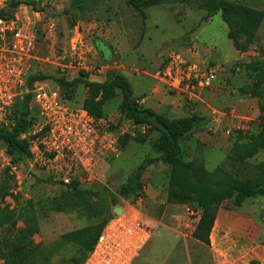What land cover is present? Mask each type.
<instances>
[{
    "label": "rangeland",
    "instance_id": "1",
    "mask_svg": "<svg viewBox=\"0 0 264 264\" xmlns=\"http://www.w3.org/2000/svg\"><path fill=\"white\" fill-rule=\"evenodd\" d=\"M70 1L30 0L38 17L31 16L29 20L36 38L29 74L47 77L42 84L58 90L53 79L69 82L84 72L89 81L103 82L109 71H116L130 82L133 99L142 107L154 108L170 118L192 114L202 118L198 129L183 143L186 161L198 163L210 174L217 170L232 176L245 172V167L234 168L228 155L236 144L257 134L264 123V112H260L264 100L240 96V90L252 83L245 65L253 59L264 60V20L257 43L248 52L238 53L227 39L220 14L208 17L198 7L201 0L148 8L144 20L126 5L127 0H93L90 10L80 15L75 27L69 30L64 12ZM226 1L264 12V0ZM97 42L106 47L105 53L98 50ZM173 53L202 74L212 72L215 81L211 87L196 92L182 87L177 93L168 92L160 76ZM156 94L160 100L149 103L148 99ZM85 95V88L79 85L74 100L68 103L81 107ZM120 102L121 95L117 93L104 107V115L116 121L115 129L119 127V132L124 128V135L119 136L123 137L122 152L118 159L99 166V180L87 182L81 166L69 157L56 163L46 157L40 166L28 160L20 164L17 172L5 173L9 159L0 143V180L6 178L10 182L15 197L0 202V216L5 215V208L15 209L18 214L26 203L34 204L39 215V234L32 239L35 244H51L63 234L92 225L79 213L56 211V203L66 192L61 180L68 178L69 183L78 181L81 190L106 189L114 198V206L109 207L111 216L127 205L137 209L151 237L132 264H264V198L249 199L240 208L222 204L210 244L205 246L191 238L200 210L164 205L167 166L149 165L141 174V200L134 202L132 198L123 200L118 196V190L136 176L138 168L158 156L153 148L158 134L142 135L134 130L119 112ZM138 136L143 143L133 141ZM259 163H264V152L249 162V172ZM67 165H73L71 172H65ZM20 227L19 222L16 228ZM75 255V248L60 247L50 264H70Z\"/></svg>",
    "mask_w": 264,
    "mask_h": 264
},
{
    "label": "trees",
    "instance_id": "2",
    "mask_svg": "<svg viewBox=\"0 0 264 264\" xmlns=\"http://www.w3.org/2000/svg\"><path fill=\"white\" fill-rule=\"evenodd\" d=\"M92 1H70L64 12L68 16L66 23L69 30L75 27L80 15L90 10L89 3ZM28 3L30 4V1ZM182 3L192 4V0H127L126 5L144 20V11L148 8ZM17 6L18 3L12 2L6 11L7 14L3 12L4 15L11 17V11H15ZM198 7L205 10L208 17L220 14L227 28V39L236 52H248L257 43V34L264 20V12L226 0H201ZM2 15L0 14V17ZM97 43L98 50L105 53L106 47L101 42ZM245 68L252 83L240 90V96L264 100V60L253 59L245 65ZM47 79L43 75L30 74L27 78V86L31 87L33 83ZM53 82L59 88L61 97L68 102L74 100L78 86L83 85L86 95L81 107L95 119L106 117L104 107L119 93L121 95L119 112L134 127L145 126L147 132L158 134L153 144L154 151L158 154L157 158L141 165L136 176L118 190V196L123 200L132 198L133 201L141 198L143 186L140 178L145 169L157 163L167 166L169 178L164 205H179L200 210L198 221L191 234V238L198 243L209 246V237L222 204L229 203L233 208H240L249 199L264 198V163L254 166L253 172H249L247 168L251 160L264 152V123L260 125L257 134L250 136L245 143L236 144L228 155L231 165L234 168L245 167V172L238 170L239 173L232 176L217 170L210 174L198 163L186 161L184 155L183 143L202 122L199 115L170 118L164 113L142 107L133 99L130 82L116 71H109L102 83L89 81L88 75L84 72H79V77L69 82L63 78L53 79ZM30 102L31 95H24L13 109L12 126L0 127V143L5 146V154L10 166L30 160L29 142L41 137V134L29 135L35 122V112L30 107ZM260 112H264V106L261 107ZM133 141L144 142L141 136ZM119 143L122 147L123 137L119 139ZM4 171L9 173L10 169L6 167ZM9 183L6 178L0 180V202L8 197L15 200ZM65 188V194L60 196V202L56 203L58 207L56 211L79 213L92 222V225L63 234L51 244H35L32 239L39 234V215L34 204L26 203L18 214L15 209L5 208V215L0 216V261L3 264H50L58 248L63 246L76 249V255L69 260L70 264H84L102 229L112 217L109 207L114 206V198L107 194L106 189H102L101 192L81 190L78 181L71 182ZM164 205L161 206V210ZM19 222L22 227L16 228Z\"/></svg>",
    "mask_w": 264,
    "mask_h": 264
},
{
    "label": "built area",
    "instance_id": "3",
    "mask_svg": "<svg viewBox=\"0 0 264 264\" xmlns=\"http://www.w3.org/2000/svg\"><path fill=\"white\" fill-rule=\"evenodd\" d=\"M29 1L0 0V14H3L0 17V127L12 126L16 103L30 94L35 122L29 135L41 134V137L30 140L29 161L40 166L46 157L54 163L64 162L69 157L68 160L81 166L87 182L99 180L102 177L98 173L101 172L99 166L104 161L118 159L122 152L119 136L124 135V128L121 127L120 132L119 127L115 129L117 124L111 117L93 118L82 107L70 105L59 90H51L42 82L27 86L36 48L35 33L29 20L31 16L38 17ZM12 2L18 3L16 14L5 16ZM160 80L170 93H177L182 87L196 92L209 89L215 76L212 72L202 74L195 66H187L173 53ZM130 125L142 135L147 132L145 126L134 127L131 122ZM6 167L10 172L21 168L20 165L10 166L9 162ZM72 169L73 165L65 166V172ZM69 182L68 178L61 180L64 186ZM150 237V231L136 208L131 205L119 208L118 214H114L102 229L84 264H132Z\"/></svg>",
    "mask_w": 264,
    "mask_h": 264
},
{
    "label": "crops",
    "instance_id": "4",
    "mask_svg": "<svg viewBox=\"0 0 264 264\" xmlns=\"http://www.w3.org/2000/svg\"><path fill=\"white\" fill-rule=\"evenodd\" d=\"M131 87H132V86H131ZM148 100H149V103H150V102L153 103V102H156V101L158 102L160 99H159V96L156 94V95L152 96L151 99H148ZM137 103H138V102H137ZM142 103H144L143 100H142ZM138 104H139V103H138ZM145 108H146V107H145ZM149 109H152V110L155 111L154 108H149ZM155 112H156V111H155ZM147 244H148V243H147ZM250 246H252V245H250ZM145 247H146V246H145ZM145 247H144V248H145ZM144 248H143V249H144ZM142 251H143V250H142ZM142 251H141V252H142ZM140 254H141V253H140ZM140 254H139V255H140Z\"/></svg>",
    "mask_w": 264,
    "mask_h": 264
},
{
    "label": "water",
    "instance_id": "5",
    "mask_svg": "<svg viewBox=\"0 0 264 264\" xmlns=\"http://www.w3.org/2000/svg\"><path fill=\"white\" fill-rule=\"evenodd\" d=\"M94 82H96V83H102L101 81H98V80L97 81H94Z\"/></svg>",
    "mask_w": 264,
    "mask_h": 264
}]
</instances>
